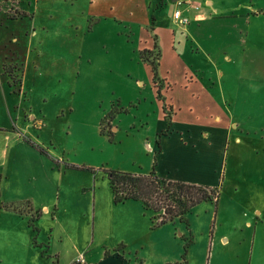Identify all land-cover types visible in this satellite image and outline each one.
I'll list each match as a JSON object with an SVG mask.
<instances>
[{"label": "rangeland", "instance_id": "obj_1", "mask_svg": "<svg viewBox=\"0 0 264 264\" xmlns=\"http://www.w3.org/2000/svg\"><path fill=\"white\" fill-rule=\"evenodd\" d=\"M247 1L253 20L249 37L256 45L252 48L255 50L249 55L243 51L231 54L229 62L219 63L223 75L218 86L222 87L214 84L209 89L211 81L207 79L216 71L207 63L209 45L194 43L184 33L173 37L165 24L171 12L168 5L159 9L156 0H41L35 16L37 22H43L44 29L41 30V24L35 26L39 33L32 39L30 48L29 37L18 29L26 26L32 33L34 27L28 24V18L10 26L15 31L11 36L14 38L4 42L9 52L14 50L20 57L16 62L12 60L15 67L5 73L10 78L9 89L13 95L9 109L12 120L19 124L25 120L32 122L33 115L40 120L39 126L32 128L31 136L17 131L31 150L21 165L19 157L12 163L13 167L21 166L27 172H23L25 178L17 190L35 194L39 185L52 188L57 180V165L52 158L62 160V166L84 167L81 171L66 169L67 176H88L90 169H99L96 171L98 186L101 183L106 186L100 169L130 174L148 169L152 155L144 144L150 139L147 136L152 138L160 117L159 104L151 88L150 68L139 57V52L153 43L149 15L154 19L155 42L160 51L157 72L172 85L165 97L173 99V129L190 127L195 133L201 129L204 113L218 114L221 119L218 127H230L227 135L224 134V143L217 142V146L209 148L214 174H188L179 169L177 175L196 181L187 183L204 187L216 181L221 188L227 163L225 185L235 174L244 176L246 172L239 167L235 169L236 165L264 158L262 152L256 153L264 135L261 131L264 126V0ZM101 11L106 12L101 14ZM8 14L18 18L22 12L11 7ZM4 23L5 18L0 14V31L7 35ZM203 26L196 30L203 31ZM11 58L8 57L9 62ZM253 64L257 69H253ZM250 77L253 79L247 82L246 78ZM204 83L209 90L198 101L195 97L186 99L185 93L190 94L191 86L194 93L202 94L200 84ZM233 85L239 92L236 104ZM163 89L162 83L161 93ZM219 94L224 97H218ZM243 98L247 101L242 102ZM109 118L111 128L106 121ZM101 120L103 133L99 129ZM235 136L240 138V145L232 143ZM40 149L43 154L39 153ZM197 150L199 156L206 153L200 144ZM178 160L188 163L189 157ZM205 206L209 207L207 212H204ZM214 218L216 223L214 205L200 203L188 215L190 235L178 222L160 226L153 231V241H147L149 246L146 243L145 249H137L135 253L132 250L131 258L141 264H162V258L172 255L174 245L183 253L185 241L179 233L186 239L191 236L193 255L201 258L200 246L207 240ZM49 221L44 220L45 229L51 224ZM169 233H175V241L168 237ZM47 235H50L48 230ZM61 241L64 243L65 239L62 237ZM19 253L21 250L17 248ZM0 264H24V259L3 258Z\"/></svg>", "mask_w": 264, "mask_h": 264}, {"label": "crops", "instance_id": "obj_2", "mask_svg": "<svg viewBox=\"0 0 264 264\" xmlns=\"http://www.w3.org/2000/svg\"><path fill=\"white\" fill-rule=\"evenodd\" d=\"M4 1L6 0H3L0 5V14L5 18L4 25L7 30V35H3L0 31V39L3 40V43L0 40V102L2 103L0 106V205H11L15 210H5L0 206V262L3 261V258H7L9 261L11 258H23L24 264H79L76 260L81 256L84 260L83 264H141L140 261L131 258V254L135 253L137 249H145L147 241H153V231L160 226L174 225L175 222H178L183 224L188 231L190 226L188 215L196 205L186 214V224L173 221L153 228L152 215L141 202L129 200L123 203H114L112 192L105 178V169L100 170L102 171L101 178L104 179L106 186L102 183L98 186L96 171L99 169H90L88 176H81V174L67 176L66 169L81 171L84 167L62 166L63 162L61 159L59 162L58 158H52L57 165V180L52 188L46 184L39 185L35 194L21 193L17 190L25 178L23 174L27 172L21 166L19 169L13 167L12 163L15 157H19L21 165L22 161L25 162L24 156L31 151L28 143L19 137L17 131L31 136L32 128L39 126L40 120L34 118V115L31 117L32 122L25 120L19 124L12 120L9 109H11L10 99L13 95L9 89L10 78L6 77L5 73L10 67H15L13 62L19 60L17 58L20 57L14 50L9 52L5 44L14 38L11 36L15 31L10 30L9 27L28 18L31 22L28 24L30 27H34L31 30L32 33L26 26L25 29L22 26H19L18 29L29 37L30 48L32 39L39 33L35 26L41 24L39 26L43 30L44 25L43 22H37L35 16L41 0ZM156 1L159 2V9L168 5L169 12H172L165 24L173 37L184 33L194 43L209 45V50H206L209 58L207 63L213 71L216 70L207 79L211 81L209 89H213L214 84L218 86L221 82L223 72L218 68L219 63L229 62L231 54L235 55L243 51L245 55H249L255 50L252 48H255L256 45H253L254 42L249 37V29L253 20H251L252 16L248 11L247 6L250 3L247 0ZM11 7L21 11L22 15L18 18L10 16L8 10ZM111 10L112 7L109 8V11ZM174 10H180L182 16L187 18L186 25L176 24L173 21ZM105 12L101 11V14ZM149 18L153 19L150 15ZM153 24L154 19L151 25V37L155 35ZM201 25H204V30L199 32L196 29ZM262 34L264 37V33ZM217 39H220L221 42ZM152 45L141 50L139 57L142 51L150 50ZM15 54L16 59H13ZM9 56H12L11 62L8 61ZM12 60L14 61L12 62ZM253 61L256 63L255 58ZM144 64L149 67L148 64ZM158 68L157 70H159ZM253 69H257L254 64ZM158 76L164 84L162 97L171 109L170 126L168 129L166 128L162 102L156 99V93L152 86L155 100L160 109L159 125L153 132L152 138L147 136L150 139H147L148 141L144 144L146 150L152 155L148 169L133 174L147 175L153 170L159 178L185 183L196 181L178 176L179 169L188 174H214L215 167L209 159V148L217 146V142L223 144L224 136L227 135V130L230 127H218L221 123L218 114L204 113L201 129H196L195 133L190 127L183 130L173 129V99L165 97L172 85L163 75L158 73ZM262 76L264 77V74ZM252 79V77L246 78V81L250 82ZM150 82L152 85L151 73ZM191 82L192 85L195 84L193 81ZM166 85L168 88H165ZM200 85L202 94L194 93V86H191L190 94L185 93L186 99L191 100V97H195L198 101L199 97L209 90L208 87H205V83ZM233 86L235 88L233 100L236 104L239 92L238 88ZM185 89L189 90V87H185ZM220 96L224 97L223 94L218 95V97ZM241 101L246 102L247 99L243 98ZM206 108L205 105L204 110ZM194 118L199 119L197 116ZM110 119L106 120L109 128H111ZM261 131L264 133V126ZM184 136L186 137L183 139ZM177 137H179V141ZM261 139L262 142L258 144L256 153L260 151L264 155V135L261 136ZM232 143L240 145L241 140L235 136ZM197 144H200V147L206 152L204 155L197 154ZM39 153L43 154L44 152L40 149ZM184 156L189 157L188 163L179 162L178 158ZM226 165L227 163H225L223 174L225 177L222 179L221 188L216 181L209 185L210 188L217 189L218 195L215 203L212 201L200 202L214 205V210L217 213L216 223L214 218L207 240L201 243V258L193 255V246H191L193 242L189 236L191 232L188 231L187 239L182 233H179V235L181 234L180 238L185 241L183 253L177 249V245H174L172 255L162 258V264H175L181 262L182 259L184 264H264V158L258 162L254 160L247 164L236 165L235 169L239 167L246 174L244 176L233 175L231 182L227 185L223 182L226 179ZM225 188L227 189L225 190ZM208 210L209 207L205 206L204 212ZM28 214H32L35 218L31 222L35 231L28 225ZM44 220H50L51 224L48 225V229L44 227ZM47 230L50 235H47ZM16 236L17 240H15ZM62 237L65 239L64 243L61 241ZM168 237H171L173 241L176 239L175 233H169ZM57 238H59L58 242ZM11 239L12 241H10ZM169 241L168 244H170ZM151 244L154 247V242ZM17 248L21 250V253L17 254Z\"/></svg>", "mask_w": 264, "mask_h": 264}, {"label": "trees", "instance_id": "obj_3", "mask_svg": "<svg viewBox=\"0 0 264 264\" xmlns=\"http://www.w3.org/2000/svg\"><path fill=\"white\" fill-rule=\"evenodd\" d=\"M151 22L153 19L151 18ZM152 25V23H151ZM149 31L152 32V26ZM153 45L150 50L140 53V59L150 67L152 86L156 93V99L162 102V112L166 128L170 126L171 109L162 97V80L158 76L157 68L160 51L156 45V36H152ZM165 88H168L166 85ZM104 120V119H103ZM100 122V133L104 132ZM105 178L113 195L114 203L125 201H139L143 207L151 213L152 227L156 228L164 223L180 221L187 223L185 216L190 209L203 201L215 203L217 189L189 184L180 181H170L156 176L153 170L147 175H136L115 170H104ZM5 210H15L11 205H0ZM32 214H28V225L33 228L31 222L34 220ZM184 264L183 259L179 263Z\"/></svg>", "mask_w": 264, "mask_h": 264}, {"label": "built area", "instance_id": "obj_4", "mask_svg": "<svg viewBox=\"0 0 264 264\" xmlns=\"http://www.w3.org/2000/svg\"><path fill=\"white\" fill-rule=\"evenodd\" d=\"M172 19L176 24L186 25L188 23L187 18L182 16L180 10H174V12L172 14ZM76 262L79 264H83L84 260L81 256H79L78 259L76 260Z\"/></svg>", "mask_w": 264, "mask_h": 264}]
</instances>
